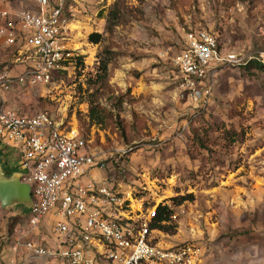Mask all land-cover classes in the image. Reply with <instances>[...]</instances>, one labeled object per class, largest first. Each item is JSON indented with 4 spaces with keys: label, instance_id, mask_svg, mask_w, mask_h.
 <instances>
[{
    "label": "rangeland",
    "instance_id": "obj_1",
    "mask_svg": "<svg viewBox=\"0 0 264 264\" xmlns=\"http://www.w3.org/2000/svg\"><path fill=\"white\" fill-rule=\"evenodd\" d=\"M33 3L0 0V11ZM70 3L69 42L83 65L77 59L76 75L7 92L9 106L76 119L100 164L82 179L113 183L146 207L169 206L175 230L157 233L162 243L193 244L198 264H264V70L256 64L264 63V0ZM199 30L235 58L211 64L192 86L175 60ZM92 32L102 34L99 43L89 41ZM24 58L0 40V72H21ZM18 159L0 142L5 170ZM28 211L0 202V264H67L13 251L27 237ZM53 226L49 215L30 238L56 243Z\"/></svg>",
    "mask_w": 264,
    "mask_h": 264
},
{
    "label": "built area",
    "instance_id": "obj_2",
    "mask_svg": "<svg viewBox=\"0 0 264 264\" xmlns=\"http://www.w3.org/2000/svg\"><path fill=\"white\" fill-rule=\"evenodd\" d=\"M70 8V0H34L32 8L0 11V40L16 47L27 63L19 73L0 72V142L18 155L14 167L32 195L27 237L15 240L13 251L26 259H64L67 264H198L193 244L159 240L161 230L152 226L158 204L146 207L113 183L82 179L100 164L76 119L58 121L47 111L31 114L7 103L11 90L76 75L80 55L69 42ZM234 58L222 56L217 40L199 30L188 34L175 61L193 86L211 64ZM49 215L56 243L32 240L30 232Z\"/></svg>",
    "mask_w": 264,
    "mask_h": 264
},
{
    "label": "water",
    "instance_id": "obj_3",
    "mask_svg": "<svg viewBox=\"0 0 264 264\" xmlns=\"http://www.w3.org/2000/svg\"><path fill=\"white\" fill-rule=\"evenodd\" d=\"M0 202L3 208L32 205L31 185L22 180V172L13 171L10 175L0 164Z\"/></svg>",
    "mask_w": 264,
    "mask_h": 264
},
{
    "label": "trees",
    "instance_id": "obj_4",
    "mask_svg": "<svg viewBox=\"0 0 264 264\" xmlns=\"http://www.w3.org/2000/svg\"><path fill=\"white\" fill-rule=\"evenodd\" d=\"M109 24H108V30H110L113 26V24L110 23L111 20H108ZM102 34L100 32H92L91 34H89L88 39L90 42L92 43H99L102 39ZM220 47V45H219ZM78 64L83 65V57L79 56L78 57ZM257 66L260 67L262 70H264V63L263 62H256ZM103 71L106 72L107 66L106 64H103ZM102 116H100V112L98 110H96V108L94 106H92L91 110H90V118L93 121H99L100 118ZM232 135H237V132H233ZM16 168L13 166L10 169L6 170V174L10 175L13 171H15ZM192 198V195H187V196H180L178 199V203H181L182 201ZM172 219V210L169 208V206L167 205H159L158 209H157V216L155 218V221L153 223V227H157L160 230L163 231H174L175 228L168 226L167 223L170 222Z\"/></svg>",
    "mask_w": 264,
    "mask_h": 264
},
{
    "label": "crops",
    "instance_id": "obj_5",
    "mask_svg": "<svg viewBox=\"0 0 264 264\" xmlns=\"http://www.w3.org/2000/svg\"><path fill=\"white\" fill-rule=\"evenodd\" d=\"M23 207V206H22ZM24 208V207H23ZM20 258L19 259H21V260H23L24 259V256H19Z\"/></svg>",
    "mask_w": 264,
    "mask_h": 264
},
{
    "label": "flooded vegetation",
    "instance_id": "obj_6",
    "mask_svg": "<svg viewBox=\"0 0 264 264\" xmlns=\"http://www.w3.org/2000/svg\"><path fill=\"white\" fill-rule=\"evenodd\" d=\"M18 161V160H17ZM16 163H18V162H16Z\"/></svg>",
    "mask_w": 264,
    "mask_h": 264
}]
</instances>
